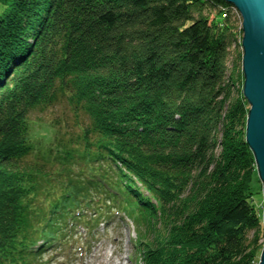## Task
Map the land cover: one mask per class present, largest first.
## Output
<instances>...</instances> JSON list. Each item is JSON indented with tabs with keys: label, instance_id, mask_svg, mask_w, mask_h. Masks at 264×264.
Instances as JSON below:
<instances>
[{
	"label": "trees",
	"instance_id": "trees-1",
	"mask_svg": "<svg viewBox=\"0 0 264 264\" xmlns=\"http://www.w3.org/2000/svg\"><path fill=\"white\" fill-rule=\"evenodd\" d=\"M223 5L0 0V264H74L119 213L136 261L253 264L242 30ZM62 102L75 123L34 139L33 111Z\"/></svg>",
	"mask_w": 264,
	"mask_h": 264
},
{
	"label": "water",
	"instance_id": "water-1",
	"mask_svg": "<svg viewBox=\"0 0 264 264\" xmlns=\"http://www.w3.org/2000/svg\"><path fill=\"white\" fill-rule=\"evenodd\" d=\"M242 19V94L249 104L245 140L251 149L264 195V0H224ZM264 227V205L262 213ZM258 264H264V245Z\"/></svg>",
	"mask_w": 264,
	"mask_h": 264
},
{
	"label": "rangeland",
	"instance_id": "rangeland-1",
	"mask_svg": "<svg viewBox=\"0 0 264 264\" xmlns=\"http://www.w3.org/2000/svg\"><path fill=\"white\" fill-rule=\"evenodd\" d=\"M229 16L234 15L237 19H239V23L241 26L242 19L237 13V11L233 8V11H228ZM212 18L215 17V11L212 13ZM243 32L239 34V38L237 43L240 41V37L242 38ZM242 70V69H241ZM242 79V86H243ZM238 85V83L236 82ZM235 84V85H236ZM240 84V83H239ZM241 86V87H242ZM242 89V88H241ZM69 108L66 106L64 102L59 103V105L54 110H47L44 113H41L39 110H35L32 113V119L35 121L34 123V131L35 134L33 136L34 139H38L42 143H46L50 138L53 137L54 130L51 129L49 134L46 133V128L52 126V122L57 118H61L63 120L64 114L67 111L70 116H67L71 119L70 124L75 123V119L72 118L73 115L71 112H68ZM61 116V117H59ZM85 122H88L87 117L83 116ZM75 128L78 127L75 125ZM257 170V168H256ZM256 190L257 193L253 198V202L257 208L261 209V228L263 227L262 213H263V205H264V195L262 191V181L260 180L257 172L256 178ZM123 215V214H122ZM123 219L120 220L116 218L114 221H110L106 227V233L102 237H99L96 242L93 243L92 248L85 253L81 258L78 255L75 260H73L74 264H144L142 259L134 260L132 257L135 254V248L133 245V239L135 238L134 224L132 220L123 215ZM260 228V229H261ZM96 230V229H94ZM98 232L102 233V227L97 228ZM97 233V232H96ZM254 231L249 232V237L253 236ZM80 234L84 237L87 234L86 231L81 229ZM99 236V234H97ZM80 240V239H79ZM259 243L261 245V251L264 245V235L260 238ZM257 253V257L252 261L253 264H258L260 260V254ZM137 252V251H136ZM66 251L62 252V255L56 257L54 260L58 264L59 260H62L66 256Z\"/></svg>",
	"mask_w": 264,
	"mask_h": 264
},
{
	"label": "bare ground",
	"instance_id": "bare-ground-1",
	"mask_svg": "<svg viewBox=\"0 0 264 264\" xmlns=\"http://www.w3.org/2000/svg\"><path fill=\"white\" fill-rule=\"evenodd\" d=\"M226 2V1H225ZM226 3H228V2H226ZM226 11H233V8L237 11V13L239 14V16H240V13L238 12V10H237V8L233 5V4H231V3H228V6H226V5H223L222 7H220L219 6V9H221L222 10V12L224 13L225 12V10ZM223 13H222V17L223 18H227V17H229V15H223ZM235 17V16H234ZM241 30H242V28H241ZM241 41H242V38L240 39V44H241ZM241 48H242V45H241Z\"/></svg>",
	"mask_w": 264,
	"mask_h": 264
},
{
	"label": "built area",
	"instance_id": "built-area-1",
	"mask_svg": "<svg viewBox=\"0 0 264 264\" xmlns=\"http://www.w3.org/2000/svg\"><path fill=\"white\" fill-rule=\"evenodd\" d=\"M223 9H224V8H223ZM224 10H225V9H224ZM227 13H228V11L225 10V12L223 13V15H224V16H225V15H228Z\"/></svg>",
	"mask_w": 264,
	"mask_h": 264
}]
</instances>
